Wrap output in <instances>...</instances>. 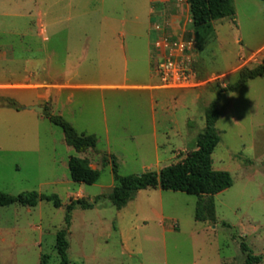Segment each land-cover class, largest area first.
Returning <instances> with one entry per match:
<instances>
[{
  "label": "rangeland",
  "instance_id": "obj_1",
  "mask_svg": "<svg viewBox=\"0 0 264 264\" xmlns=\"http://www.w3.org/2000/svg\"><path fill=\"white\" fill-rule=\"evenodd\" d=\"M0 0V98L21 107L47 106L96 147L78 154L63 132L35 111L0 103V193L56 195L61 206L0 207V264H58L55 236L64 228L70 200L92 209L71 212L69 264H243L244 243L264 264V77L234 92L243 67L264 54V3L233 0L234 18L213 22L212 35L194 41L185 0ZM163 24L173 40L191 43L195 86H158L153 73L151 27ZM42 24L45 29L43 34ZM46 37V40L44 39ZM69 84L73 88H40ZM115 85L120 87H108ZM102 86V87H101ZM37 88V89H36ZM218 97L215 129L220 142L212 168L230 174V188L202 197L212 216L194 219L199 198L147 189L120 210L107 199L120 176L158 173L195 148L205 111ZM36 106V105H32ZM86 159L99 171L92 185L69 178V157Z\"/></svg>",
  "mask_w": 264,
  "mask_h": 264
},
{
  "label": "trees",
  "instance_id": "obj_2",
  "mask_svg": "<svg viewBox=\"0 0 264 264\" xmlns=\"http://www.w3.org/2000/svg\"><path fill=\"white\" fill-rule=\"evenodd\" d=\"M264 3V0H260ZM188 4V15L190 27L193 32L194 41L198 44L204 43L213 33V22L234 18L233 0H186ZM258 77H264V54L261 63L252 68L243 67L236 73V79L221 89L223 92H234L244 86L248 81ZM218 97L213 100L205 111V127L203 132L197 136L195 148L190 151L180 162L162 168L158 173L145 172L139 175L120 176L117 171L115 159L103 156V164L109 161L112 164L114 186L107 195V199L118 210L133 200L135 194L147 189H160L161 191L180 192L195 195L199 198L195 204L194 219L204 222L212 216L211 207L203 204L202 197L216 195L233 184L230 174L226 171H217L212 168L211 155L220 142V137L215 129L219 118L217 109ZM0 103L15 110L20 106L11 99L0 98ZM42 115L53 126L60 128L63 132L65 143L76 153L82 154L96 147V138L93 135L78 133L71 123L59 115H54L47 106L43 107ZM69 178L75 183L92 185L99 179V171L89 166L86 159L69 157L67 161ZM104 196H98L94 201L85 199L70 200L66 206L64 217V228L56 233L55 250L57 252L58 264H69L67 250L69 247L67 236L71 224V212L79 207L81 209H92L94 204ZM39 201L52 203L55 208L61 206V201L56 195H42L36 192L22 193L12 196L0 193V207L17 204L24 207H35ZM245 254L243 264H258L261 257L254 256L244 243L240 245ZM40 264H48L47 257L41 256Z\"/></svg>",
  "mask_w": 264,
  "mask_h": 264
},
{
  "label": "built area",
  "instance_id": "obj_3",
  "mask_svg": "<svg viewBox=\"0 0 264 264\" xmlns=\"http://www.w3.org/2000/svg\"><path fill=\"white\" fill-rule=\"evenodd\" d=\"M151 29L156 34L152 58L153 73L159 83L157 87L178 89L195 86V72L190 57L192 44L179 39L173 40L166 33L163 24L155 23Z\"/></svg>",
  "mask_w": 264,
  "mask_h": 264
},
{
  "label": "crops",
  "instance_id": "obj_4",
  "mask_svg": "<svg viewBox=\"0 0 264 264\" xmlns=\"http://www.w3.org/2000/svg\"><path fill=\"white\" fill-rule=\"evenodd\" d=\"M167 0H148V20L150 21L151 23V20H152V15L153 14H158L160 13L161 9L159 6H157V8L153 7V3H163ZM186 1V0H185ZM186 7H187V13H188V4L186 2ZM162 12V11H161ZM189 16V15H188ZM39 28L42 27V30H43V34H45V29L43 27L42 24H39ZM46 40V37L44 38ZM74 86L72 85H69V84H61L59 87H50V88H40V89H44L46 90L47 92L44 93V95L46 96V99L51 95L50 93V90H57V91H61V90H64V89H69V88H73ZM102 87V86H101ZM108 87H120V86H115V85H109ZM132 87H135V88H143V89H149V90H155V89H159L157 86H132ZM37 89V88H36ZM32 105H36L38 106L39 103H36V104H31L30 106ZM23 111H26V110H23Z\"/></svg>",
  "mask_w": 264,
  "mask_h": 264
},
{
  "label": "water",
  "instance_id": "obj_5",
  "mask_svg": "<svg viewBox=\"0 0 264 264\" xmlns=\"http://www.w3.org/2000/svg\"><path fill=\"white\" fill-rule=\"evenodd\" d=\"M21 110L35 111L39 114L43 113V108L38 106L21 107Z\"/></svg>",
  "mask_w": 264,
  "mask_h": 264
}]
</instances>
